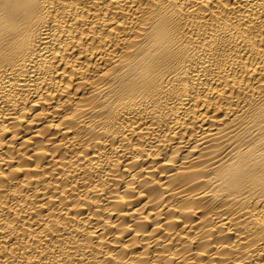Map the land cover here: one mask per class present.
I'll list each match as a JSON object with an SVG mask.
<instances>
[{
  "label": "bare ground",
  "instance_id": "bare-ground-1",
  "mask_svg": "<svg viewBox=\"0 0 264 264\" xmlns=\"http://www.w3.org/2000/svg\"><path fill=\"white\" fill-rule=\"evenodd\" d=\"M0 264H264V0H0Z\"/></svg>",
  "mask_w": 264,
  "mask_h": 264
}]
</instances>
